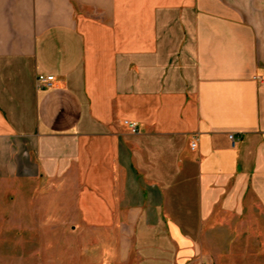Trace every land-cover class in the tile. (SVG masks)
<instances>
[{
  "label": "crops",
  "instance_id": "1",
  "mask_svg": "<svg viewBox=\"0 0 264 264\" xmlns=\"http://www.w3.org/2000/svg\"><path fill=\"white\" fill-rule=\"evenodd\" d=\"M260 80L264 0H0V183L63 196L102 257L192 258L264 215Z\"/></svg>",
  "mask_w": 264,
  "mask_h": 264
},
{
  "label": "rangeland",
  "instance_id": "2",
  "mask_svg": "<svg viewBox=\"0 0 264 264\" xmlns=\"http://www.w3.org/2000/svg\"><path fill=\"white\" fill-rule=\"evenodd\" d=\"M49 188L34 187L31 180L0 183V264H139L145 261L131 250L126 261L100 254L97 237L80 220L65 219L64 197L49 202ZM55 200V201H54ZM254 218H219L207 222L195 237L192 258L173 260L168 249L161 259L145 264H264V215ZM191 231L193 221L185 220ZM169 257V258H168ZM123 259H125L123 257Z\"/></svg>",
  "mask_w": 264,
  "mask_h": 264
},
{
  "label": "built area",
  "instance_id": "3",
  "mask_svg": "<svg viewBox=\"0 0 264 264\" xmlns=\"http://www.w3.org/2000/svg\"><path fill=\"white\" fill-rule=\"evenodd\" d=\"M53 80V76H45V75H37L36 76V85L39 89L48 88L50 86L51 81ZM260 85L264 87V82L260 80ZM130 131L132 133H136V126L133 124L128 125ZM232 146L234 145V138L232 136L229 137Z\"/></svg>",
  "mask_w": 264,
  "mask_h": 264
}]
</instances>
